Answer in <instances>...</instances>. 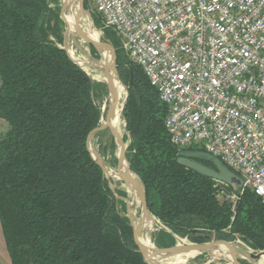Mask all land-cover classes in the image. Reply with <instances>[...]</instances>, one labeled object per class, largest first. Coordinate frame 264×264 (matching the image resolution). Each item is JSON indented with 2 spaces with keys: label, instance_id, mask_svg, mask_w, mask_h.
<instances>
[{
  "label": "trees",
  "instance_id": "16d2710c",
  "mask_svg": "<svg viewBox=\"0 0 264 264\" xmlns=\"http://www.w3.org/2000/svg\"><path fill=\"white\" fill-rule=\"evenodd\" d=\"M53 16L47 0H0V118L9 125L0 137V220L12 264H148L119 207L126 202L117 195L126 194L113 192V180L88 149V135L102 118L92 96L96 82L45 38ZM105 32L128 87L122 115L130 135L127 158L149 210L192 242L239 238L264 250L261 198L247 188L233 209L214 179L177 162L179 149L165 126L167 105L143 69L127 65L115 31ZM162 235V246L173 245L172 235L169 242Z\"/></svg>",
  "mask_w": 264,
  "mask_h": 264
},
{
  "label": "built area",
  "instance_id": "2783aa9c",
  "mask_svg": "<svg viewBox=\"0 0 264 264\" xmlns=\"http://www.w3.org/2000/svg\"><path fill=\"white\" fill-rule=\"evenodd\" d=\"M168 107L179 150L218 157L264 206V0H89Z\"/></svg>",
  "mask_w": 264,
  "mask_h": 264
},
{
  "label": "water",
  "instance_id": "95a60500",
  "mask_svg": "<svg viewBox=\"0 0 264 264\" xmlns=\"http://www.w3.org/2000/svg\"><path fill=\"white\" fill-rule=\"evenodd\" d=\"M84 2L85 0H64V6L66 8H68L69 6H72L73 4L76 5V11L74 14V31L70 32L67 26L66 34H65V41L68 40V34L71 33L74 37L78 36L79 38L87 42L88 44L92 45L96 50H98L104 56V62L101 63V66L102 68H104L105 73L107 75V79L105 82L107 84L108 93H109V97L111 98V101L107 107V112H106L104 123H101L98 127L94 128L89 133L87 144H88V149L92 157L97 162V164L102 168L105 176L108 179L113 180V182L111 183V188L113 192L116 194V190L118 188L116 186V182L114 181V176L106 168L101 156L92 150L90 146V142H91L92 136H94L96 133L104 131L106 129H110L112 131V129L115 128L112 124V120L114 119L116 115L117 106L120 100V92L116 85V81H118L122 85V87L126 90V96L123 100V105H122V115H123L124 107L127 102L128 87L121 80L118 65H117V54H116L115 48L109 43L100 41V39L92 38L90 34L88 33V31L86 30V28L83 27L82 25L83 19L87 17V18L92 19L91 24L96 29V31H98L97 27L94 24L92 13L88 9L85 8ZM62 48L66 50L68 56L74 62H76L89 76H91L84 69V67L71 55L67 43H65V45L62 46ZM135 76H136V67H132L131 69L132 80L135 78ZM112 133L114 137H115V133L117 135V139H115V142H116V146L118 149L117 171L118 173H120V179L128 187H131V184H132L135 187L137 194H138V201L141 206L142 213L137 223L135 222L133 218L132 211L130 209L131 202L129 201V199L127 197L119 196V195H117V197L126 202V207L129 213L128 216L130 219V223L133 227L134 240L138 246L139 251L141 252L145 261L148 264H160L159 263L160 259L170 257L173 255L182 253V252L192 251V250L199 251L201 254L205 252L209 253V250L215 249L219 244H222V243L228 246L231 258L230 259L224 258V257H220V258L228 260L229 262H231V264H243L240 260L243 257L242 255L246 256L250 260L260 258L261 254L253 253L248 248H245L239 245L235 241L211 240L205 243H193V242L185 243V244L178 243L173 246L164 247V248H159V247L154 246L153 249H150L148 246L141 244L139 237L143 231V227H144L146 220L149 217H152L155 220H157V218L148 208L146 190H145V187L141 179L130 168V163L127 158L128 143L124 141V137L120 135L117 129H115V131H112ZM201 161L208 162L212 165H207ZM177 162L189 169L196 171L197 173L201 175L210 177L214 180L222 181L230 185L234 190H238L239 188H242L244 185V178L240 174L230 169L218 157L206 151L198 150V149L179 150V153L177 156ZM123 167H125V172H122ZM174 264H187V263H174Z\"/></svg>",
  "mask_w": 264,
  "mask_h": 264
},
{
  "label": "rangeland",
  "instance_id": "374dc122",
  "mask_svg": "<svg viewBox=\"0 0 264 264\" xmlns=\"http://www.w3.org/2000/svg\"><path fill=\"white\" fill-rule=\"evenodd\" d=\"M47 2H48V6L55 12V16H53V18L50 19L49 24H47L46 26L47 27L46 33L44 34L45 38L48 39L50 42L58 44L59 46H64L65 43H67L69 50L73 51L80 60H83V61L86 60V61L91 62V64H96L91 67L90 72L87 71L91 75L90 77L93 78L92 75H94L96 72H99V73L104 72V69L101 66V63L104 62V56L102 53H100L98 50L92 47V45L88 44L87 42L79 38L78 36L74 37L71 33L68 34V40L65 41L66 29L70 22V19H69L70 14H69V7L66 8L64 6V0H47ZM87 2H88V7L85 6V2H84L85 8L88 9L91 13L96 12L91 2L89 0H87ZM92 18H93L95 26L101 32V35L99 38L100 41L111 44L116 50V47L114 46L111 38H109L105 32L106 28H104L103 22H102V27H98L95 23L93 14H92ZM90 23H92V19L85 17L83 19L82 25L84 28H86V26L89 25ZM60 37L63 38L62 41L60 40ZM116 54H117V51H116ZM92 80L96 82V86L93 89L92 96H93L95 103L101 109L102 115H103V107L104 105L107 104V101L109 98L107 84L105 81H99L95 78H93ZM106 112H107V108H106ZM105 117H106V114H105ZM104 119L105 118H101L100 124L104 123L105 121ZM122 119L124 121V128H125L124 134H122V136L124 137L128 135V139L127 140L124 139V141L128 143V146H129L130 135L128 131L126 130V121L123 118V116H122ZM5 123L7 127H9L6 121ZM90 146L93 151H95L97 154L101 156L106 168L110 171L112 175L115 172H117L118 149L116 146L115 137L110 129H106L102 131L100 134H97V135L95 134L94 136H92ZM114 181L116 182L117 188L122 190L126 194L125 197H127L129 201L131 202L130 209L131 211L133 210L132 215H133L135 222L137 223L142 213L140 204H137V203L132 204L131 196L127 192L125 188V183L121 179H116L114 177ZM213 187H215L218 190L223 188L222 184L220 182H217L216 180L214 181ZM238 190H235V191H238ZM239 195L238 193L236 194L235 192L234 196L231 195L229 197H225L227 202H229L232 205L233 209L235 208L239 200ZM119 207L122 213L125 214L129 218L127 207H124L123 205H119ZM160 235L163 236V239L166 242H169V240L167 239H169L168 238L169 235H172L175 239L173 245L178 244V243L185 244V243L192 242L186 237H181L177 234L172 233L171 230L164 223H162V221L159 218H157L155 230L151 233V240L154 246L159 247V248H164L166 246H162V243L160 242V239H159ZM212 240H216L214 236H212ZM234 241L237 242L239 245L245 248H248L253 253L263 254L264 252L263 249H253L252 247H250L248 244H246L244 241H242L239 238ZM240 260L243 264H253L252 262L253 260H250L247 257H242ZM187 264H231V262H229L226 259L220 258L218 256H214L211 253L205 252L191 259Z\"/></svg>",
  "mask_w": 264,
  "mask_h": 264
},
{
  "label": "bare ground",
  "instance_id": "6f19581e",
  "mask_svg": "<svg viewBox=\"0 0 264 264\" xmlns=\"http://www.w3.org/2000/svg\"><path fill=\"white\" fill-rule=\"evenodd\" d=\"M75 11H76V5L73 4L72 6H69L70 22L68 24V29L70 32L74 31V14H75ZM86 30L88 31V33L90 34V36L92 38H94V39L100 38L101 32L99 30L96 31V29L93 27V25L91 23L86 26ZM70 53L84 67V69L86 71L90 72L91 67L96 65V64H91V62L86 61V60H84V61L80 60L73 51H70ZM92 76H93V78H95L99 81H106V79H107V75L105 73V70H104V72H101V73L96 72ZM116 85H117L118 90L120 92V100H119V104L117 106L116 115H115L114 119L112 120V124L115 127L112 129V131H115V129H117L118 132L120 133V135H122V134H124V129H125L124 128V122L122 119V105H123V100L125 98L126 90L122 87V85L118 81H116ZM110 101H111V98L109 97L107 104L104 105V107H103L102 118H105L106 108L108 107ZM115 139H117L116 133H115ZM122 172H125V167L122 168ZM113 176L116 179H120V173H118V171L115 172L113 174ZM125 188L131 196L132 204L133 203L139 204L138 194H137L135 187L132 184H131V187H128L125 184ZM132 212H133V210H132ZM156 222H157V220H155L152 217H149L146 220L144 227H143V231L139 237L140 243L148 246L150 249L154 248V244L152 243V240H151V233L155 230ZM209 253H211L214 256H218V257H224V258H228V259L231 258L228 246L223 244V243L219 244L215 249L209 250ZM200 254L201 253L199 251H196V250L182 252V253H179V254H176V255H173L170 257L160 259L159 263L160 264L188 263L191 259L195 258L196 256H198ZM242 256L246 257L244 255H242ZM252 262H253V264H264V254H261L260 258H258V259H253Z\"/></svg>",
  "mask_w": 264,
  "mask_h": 264
},
{
  "label": "crops",
  "instance_id": "0c3cea01",
  "mask_svg": "<svg viewBox=\"0 0 264 264\" xmlns=\"http://www.w3.org/2000/svg\"><path fill=\"white\" fill-rule=\"evenodd\" d=\"M5 121L6 120H4L3 118H0V137L9 128L7 127ZM0 264H12L9 251H8V247L6 244L1 220H0Z\"/></svg>",
  "mask_w": 264,
  "mask_h": 264
}]
</instances>
